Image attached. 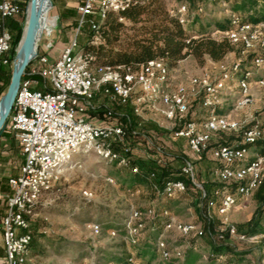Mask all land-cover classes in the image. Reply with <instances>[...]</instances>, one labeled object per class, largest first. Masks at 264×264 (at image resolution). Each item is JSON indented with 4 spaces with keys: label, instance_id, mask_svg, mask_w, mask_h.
I'll return each instance as SVG.
<instances>
[{
    "label": "built area",
    "instance_id": "built-area-1",
    "mask_svg": "<svg viewBox=\"0 0 264 264\" xmlns=\"http://www.w3.org/2000/svg\"><path fill=\"white\" fill-rule=\"evenodd\" d=\"M131 0H83L76 7L77 28L72 39L63 46L53 60L48 52L52 45H46L42 54L32 59L37 69L24 72L14 97L6 125L9 132L20 145L22 163L17 175L8 178L10 194L5 202V211L0 217L1 242L6 264H26L29 243L32 238L31 224L28 216L39 204L41 197L54 184L57 176L65 169L79 165L85 157H94L99 162L113 164L117 168L132 174L139 172L133 164L132 145L127 140L125 128L114 120L111 112L99 122L90 114L96 112L94 101L98 95L103 96L107 106H132L133 113L139 115L140 109L147 108L158 114V126L165 131L170 140H184L187 149L194 156L204 152L220 166L210 174L222 184H235L234 194L214 190L210 198L206 193L203 218L209 219L212 211L226 215L231 209L241 205L260 183L264 171V124L254 121L249 126L242 125L227 115L218 114L214 109L221 105L222 96L237 90L234 110H241L253 104L250 93V81L257 74L255 84L264 89V34L257 28L264 24L252 25L229 13L230 28L219 33V38L239 46L242 51L250 52L252 58L248 68L232 65L229 72L221 71L217 77L204 73L193 76L185 84L171 86L170 70L163 59L149 60L136 68L125 65H95L90 54L77 52L76 38L79 30L88 23L93 32L91 42L99 41L100 23L110 12L124 10ZM21 12L17 3L0 0V69L12 63L9 59L12 34L6 22ZM200 12V9L198 10ZM169 13L181 25L187 23L188 7L179 4ZM35 77V78H34ZM200 98L199 108L206 111L199 124L194 120L185 121L182 128L175 129L176 123L188 115L190 103ZM241 133V138L234 145H222L209 149L212 136L216 133ZM135 135L136 133L132 132ZM146 143L155 152V163L163 164L161 157L164 148L156 145L150 138ZM119 150L115 151L114 147ZM261 149L250 153V147ZM83 160H74V155ZM148 156V155H147ZM180 175L191 185L194 183L192 165L183 161ZM155 174L147 176L151 191L159 199L171 200L185 193L186 186L181 180H166L161 188L154 183ZM105 183L115 185V179L103 177ZM141 189L134 187L127 190L133 199ZM86 200L91 193L83 191ZM149 210L147 213H151ZM145 213V214H147ZM168 214L167 211H163ZM142 212L130 205L129 216L123 221L127 231H132L130 243L135 244L137 221ZM172 221L163 226L170 229ZM139 227L141 224L138 225ZM94 234L102 232L101 225L90 223L87 226ZM183 234L194 232L198 237L203 233L197 225H177ZM46 233V231H44ZM117 234L111 230L109 235ZM230 236H236L233 229ZM127 237L123 241L127 242ZM155 251L161 260H168L171 252L165 248L159 238ZM179 253L176 256L179 258ZM129 264H139L131 255Z\"/></svg>",
    "mask_w": 264,
    "mask_h": 264
},
{
    "label": "rangeland",
    "instance_id": "rangeland-1",
    "mask_svg": "<svg viewBox=\"0 0 264 264\" xmlns=\"http://www.w3.org/2000/svg\"><path fill=\"white\" fill-rule=\"evenodd\" d=\"M162 1L168 11L180 3H189L188 22L184 25L187 34L193 37L207 34L212 38H219V33L215 31V23L228 19L232 3L231 0ZM55 2L56 0H49L48 17L54 19L50 34L42 35L35 43L37 54H42L46 45L51 43L52 48L48 52L50 60L57 57L59 50L70 42L75 32V20L71 26H62L54 9ZM28 4L29 0L19 17L22 33L26 23ZM196 7H201L202 10L198 12ZM257 30L264 34L263 26H259ZM86 33L87 28H84L82 36ZM18 46L15 49V56ZM251 56L250 52L242 51L239 46H236L233 53L228 54L218 63L205 59L200 65L192 57H187L173 68H168L171 74V84L173 86L185 84L190 77L204 73L217 77L221 71L229 72L234 64L240 65L242 69L248 68ZM14 63L15 57L10 66L3 69L0 75L2 79L0 80V99L9 85ZM36 69L37 63L32 60L25 68L26 73ZM256 78L257 74L254 73L250 81L252 105L241 110H234L233 104L237 98V90L233 88L230 93L222 96L223 101L214 109V112L229 116L238 121L242 127L249 126L254 121L264 123V89L257 87ZM7 80H9L8 83ZM195 99L193 103L197 101V98ZM129 106L132 108L131 105ZM105 111L113 113L112 107ZM206 113L199 108V105H195L190 108V113L176 124H182L189 118L199 124ZM132 114L136 116L135 129L141 137L139 142L132 143V156H136L138 161L145 165L151 166V162L146 158L148 152L144 141L147 137L145 134L151 126H154L162 131L160 139L165 146L164 151L168 146L171 155H181L184 158L183 161L192 165L194 183L198 187L191 188L186 195L171 200L155 198L149 195L142 184H129L127 171L113 164L99 162L92 156L85 157L83 160L80 155L76 154L73 157L74 160L83 161L59 174L54 184L41 197L39 204L28 216L32 238L26 264H129L127 260L131 255L139 264H166L155 251V243L159 238L164 242L165 248L171 252L170 258L172 259L178 258L176 253H179V258H181L183 253L192 250L201 256L202 262H205L211 253V246H223L239 254V258L242 259L239 264H264V218L260 220L258 217L259 224L256 220V211L259 207L256 194L264 182V171L259 185L246 201L231 209L226 215H219L216 211H212L211 217L205 219L202 217L205 211L202 193H205L206 187L217 186V181L210 174L215 163L211 160L209 151L194 156L186 145L176 146L166 137L165 131L158 126V114L156 115L147 108L142 107L138 116ZM3 131L0 136V216L5 209L8 197L7 189L3 188L8 178L17 175L22 160L19 144L11 138L6 128ZM238 137V132L215 134L211 139L210 149L222 142L237 141ZM260 149L259 146L250 147V153ZM183 161L179 158L174 161L172 159V168L181 166ZM105 176L113 177L115 185L105 183L103 180ZM134 187H139L141 192L131 199L127 195V190ZM83 191L91 193L90 200L83 198ZM130 205L142 212L140 218L133 223V227L138 228L134 236L135 244L130 243V235H133V232L127 231L123 225V221L129 216ZM149 210L152 212L148 214ZM163 211H167L168 214H164ZM168 221H172L170 223H173V226L165 229L163 225ZM90 223L100 224L102 232L94 234L87 227ZM139 224H141L140 227ZM179 224L197 225L203 235L198 238L194 232L183 234L176 228ZM230 229L235 231L236 236H230ZM111 230L117 232L114 237L109 235ZM124 237H127L126 243L123 241ZM2 253L0 232V264H6ZM216 261L223 262L224 256L217 255Z\"/></svg>",
    "mask_w": 264,
    "mask_h": 264
},
{
    "label": "trees",
    "instance_id": "trees-1",
    "mask_svg": "<svg viewBox=\"0 0 264 264\" xmlns=\"http://www.w3.org/2000/svg\"><path fill=\"white\" fill-rule=\"evenodd\" d=\"M11 1L17 3L21 10V12L16 16L17 19H15L16 17H14L12 19L7 20L6 22L12 34L11 48L8 54L9 59L12 62V59H14L15 57V49L18 46L22 35V27L20 25L21 23L19 21V17L25 10L27 0ZM82 1L83 0H79V3H81ZM231 2V14L238 16L242 22L249 23L252 25L264 24V0H231ZM183 4H186L188 7V14L186 17L188 22L190 4ZM196 9L197 11L199 9L200 11L202 10L201 7H196ZM75 16L76 30V8ZM125 23H127V25ZM84 28H87V33L86 35L82 36V31L84 30ZM229 28V17L228 19H225L222 22L215 23V31L218 33H223ZM92 35L93 32L90 30L89 24L85 23L83 27L79 30L76 38V42L78 45L77 52H81L83 54H90L92 56V62L95 65H125L131 66L132 68H136L138 65H141L153 59H163L168 68H173L179 61L187 57H192L200 65L203 64L205 59H209L212 62L218 63L224 60V58L228 54L233 53L237 46L229 42L226 38H212L207 34H200L197 37L189 36L187 34V31L184 29V25H181L175 17L170 15L169 11L166 9L165 3L162 0H131L124 10L119 11L118 13L110 12L106 15V18L102 21V23H100V38L98 42H91ZM250 60L248 61V64ZM8 67L1 68L0 75H2L3 69ZM0 80H2L1 76ZM8 82L9 80H7V83ZM195 100L196 99H194L190 103V108L194 107L195 105H199L200 98H197L196 102L198 103L195 102L196 104L193 103ZM114 107L115 109H124L125 111L126 115L124 117H121L120 122L118 121V123H120L125 128L128 134L127 140L130 142L131 145L132 143L139 142V140H141V137L138 136L140 134L135 129L137 121L136 116L134 117V115L132 114V108L129 105L124 107L115 105ZM100 108L97 109L96 112L91 113L90 116L94 118L103 117L102 120H104L106 111ZM190 108L188 114L190 113ZM111 114L113 117L114 114ZM190 120L192 119L189 118L185 121ZM184 122L179 125L176 124L175 129L182 128ZM5 128L9 135H11V138H13L17 142L14 136L9 132L7 126ZM132 132L136 134L133 135L131 134ZM161 132L162 131H159L154 126H151L145 136H147L146 138H150L152 141H154L153 139L155 137H160ZM148 133H152L154 138L151 137ZM238 133L239 137L237 141L222 142L218 146L234 145L238 143L241 138V133ZM160 138L158 139L160 140ZM161 140L154 141V143L156 145H161L164 148V144L162 143L163 141ZM170 141L176 142L178 140ZM144 142L146 143V140ZM17 144L19 143L17 142ZM210 144L211 141L209 143V149ZM145 147L147 148L149 161L153 160L152 163H150L151 166H148L147 164L145 165L140 161L134 160L133 164L139 167V172L136 174H132L127 171V181L129 184H142L145 189L149 192V195L157 198L156 193L154 191H151L149 183L147 181L148 174L154 173V183L159 188H161L164 181L172 179L181 180L184 182L186 190L185 193L181 196L186 195V193H188L191 188L195 189L193 185H191L186 179H184V177L180 175V166L172 168V159L174 161V159L179 158L183 161V156L174 154L173 156L169 157V153L164 151V155L161 157L163 164L158 165L155 163V152L152 150L151 147L148 146L147 143L145 144ZM114 150L118 151L119 147H114ZM213 162L215 163V167L220 166L218 162ZM3 189H7L8 195L10 194V188L7 184V181ZM214 190L234 194L235 184H222L217 182V186L213 188L206 187L204 189L206 195L212 199H215L212 193ZM256 198L259 202V207L256 211V220H258V217L260 218V220H262L264 218V182H262L259 189L257 190ZM202 200L205 208L206 198L204 197L202 198ZM4 211L5 209H3L1 216H3ZM203 214L204 211L202 213V217ZM210 248L211 253L207 261L205 262H202L201 256L198 253H194V251L192 250L183 253L181 258H169L164 262L166 264H239L242 262V259L239 258V254L235 253L234 251H231V249H228L223 246H211ZM217 255L224 256V261L217 262Z\"/></svg>",
    "mask_w": 264,
    "mask_h": 264
},
{
    "label": "water",
    "instance_id": "water-1",
    "mask_svg": "<svg viewBox=\"0 0 264 264\" xmlns=\"http://www.w3.org/2000/svg\"><path fill=\"white\" fill-rule=\"evenodd\" d=\"M49 7H50V3H49ZM27 8H29V14L27 17L25 29H23L22 37L18 46V49L21 48L22 60L19 67L17 68H15V63H14L9 85L7 87L5 94L0 99V134L5 128L6 125L5 122L9 115L24 70L27 64L36 56L35 35L39 23V13L36 10L35 0H29V4ZM16 57H17V53L15 56V62H16Z\"/></svg>",
    "mask_w": 264,
    "mask_h": 264
},
{
    "label": "crops",
    "instance_id": "crops-1",
    "mask_svg": "<svg viewBox=\"0 0 264 264\" xmlns=\"http://www.w3.org/2000/svg\"><path fill=\"white\" fill-rule=\"evenodd\" d=\"M78 4H79V0H56L54 9H55V12H56L57 16L60 18V22L62 23V26L68 27V26L72 25V23L75 20V18H74L75 8L77 7ZM15 19H17V17ZM171 86H173V85H171ZM94 103L97 106V109H99L101 107L100 109L105 110L107 108L111 109V107H112L113 114H114L113 118L116 121L120 122V118L124 117L126 115L124 109H115L114 106H110V107L107 106L106 103H105V99L101 95H98L95 98ZM102 118L103 117H100V118L95 117L94 120L96 122H99V121H102ZM150 136L154 138L152 133L150 134ZM158 138H160V137H158ZM158 138L155 137L154 141H157V140L160 141L161 140V139L159 140ZM174 143H175L176 146L186 145L184 140H178V141H176ZM166 147H167V149L165 148V151L167 153H169L168 154V155H170L169 157L173 156V155H171L172 153L170 151H168L169 147L168 146H166ZM133 158H134L135 161H138V158L136 156H134ZM140 158H142V157H140ZM146 158H148V157H146ZM140 160H142V159H140ZM152 161H149V162L152 163Z\"/></svg>",
    "mask_w": 264,
    "mask_h": 264
},
{
    "label": "bare ground",
    "instance_id": "bare-ground-1",
    "mask_svg": "<svg viewBox=\"0 0 264 264\" xmlns=\"http://www.w3.org/2000/svg\"><path fill=\"white\" fill-rule=\"evenodd\" d=\"M35 6L37 12L39 13V23L35 35L36 36L35 43H36L42 35L50 34L51 28L54 25V19L48 17V12H49L48 0H35ZM28 14H29V8H27V17ZM27 17H26V21H27ZM25 25H24V29H25ZM21 60H22V52H21V48H19L17 52L15 68L19 67Z\"/></svg>",
    "mask_w": 264,
    "mask_h": 264
}]
</instances>
